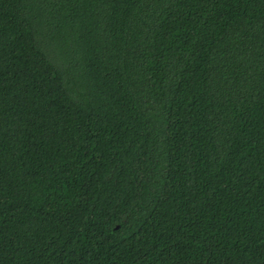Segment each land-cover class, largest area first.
<instances>
[{"label":"trees","instance_id":"obj_1","mask_svg":"<svg viewBox=\"0 0 264 264\" xmlns=\"http://www.w3.org/2000/svg\"><path fill=\"white\" fill-rule=\"evenodd\" d=\"M0 264H264V0H0Z\"/></svg>","mask_w":264,"mask_h":264}]
</instances>
